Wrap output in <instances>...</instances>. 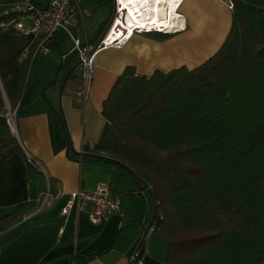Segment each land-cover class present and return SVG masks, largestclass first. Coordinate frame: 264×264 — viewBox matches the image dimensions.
I'll return each instance as SVG.
<instances>
[{
	"label": "trees",
	"instance_id": "16d2710c",
	"mask_svg": "<svg viewBox=\"0 0 264 264\" xmlns=\"http://www.w3.org/2000/svg\"><path fill=\"white\" fill-rule=\"evenodd\" d=\"M233 4L227 38L200 65L150 76L128 66L103 103L99 141L81 154L126 170L145 206L143 193L151 190L154 231L169 243L164 264L264 263V35L243 0ZM7 7H0V22L18 20L19 14H4ZM35 56L34 43L19 60L13 110L29 86ZM75 56H67L59 70ZM6 112L0 91V163L15 153L27 160ZM63 125L69 155L79 157ZM27 163L29 177L40 172ZM18 218L12 213L0 219V232Z\"/></svg>",
	"mask_w": 264,
	"mask_h": 264
},
{
	"label": "crops",
	"instance_id": "0c3cea01",
	"mask_svg": "<svg viewBox=\"0 0 264 264\" xmlns=\"http://www.w3.org/2000/svg\"><path fill=\"white\" fill-rule=\"evenodd\" d=\"M16 1L23 0H0V7ZM40 1L46 6L49 0ZM106 1L101 0L98 7H105ZM171 2L174 12L177 14L179 7L178 12L184 15L186 29L167 38L156 33L135 34L122 47L102 49L96 56L95 75L85 103H80L75 94L79 83L78 69L76 77L68 80L61 90L70 67L79 63L77 55L62 75L59 67L63 58L35 56L29 86L14 110L16 116L10 128L24 152L39 160L45 172L29 177V166L22 153H15L0 163V219L12 213L19 215L17 221L0 232V264H129V255L133 251L130 249L139 233L145 231L152 215L145 216L127 250L113 246L111 240L117 225L121 231L126 224L139 221L140 195L134 194L136 187L126 170L107 161L83 160L81 154L86 153V147L93 148L99 141L106 123L103 103L128 66H134L138 75L146 76L157 70L168 72L181 66L194 68L216 53L227 38L233 23V8L227 1ZM80 3V0H72L77 23L80 22V10L86 19ZM98 16L91 30L96 31L104 23V18L97 19ZM21 21L26 26L32 24L28 18ZM77 33L75 36L82 43L94 44L92 35L83 28L78 26ZM56 40L55 49L60 57L74 53L73 48L65 47L67 37L64 34H59ZM33 44L34 36L15 26L0 31V91L7 110L12 108L11 100L18 85L19 60ZM57 73L59 80L55 83ZM63 122L79 157L69 155ZM101 182L109 183L114 196L122 198L123 219L113 215L95 225L90 222L87 211L77 207L68 216L61 214L70 192L93 191ZM49 188L53 191L63 189L65 194L49 207L41 208L40 201ZM125 194L128 197L125 198ZM130 197L139 201L129 200ZM150 232L148 247L142 250L146 264H163L166 244L154 234V228Z\"/></svg>",
	"mask_w": 264,
	"mask_h": 264
},
{
	"label": "built area",
	"instance_id": "2783aa9c",
	"mask_svg": "<svg viewBox=\"0 0 264 264\" xmlns=\"http://www.w3.org/2000/svg\"><path fill=\"white\" fill-rule=\"evenodd\" d=\"M180 4V3H179ZM72 0H49L46 6H37L29 0L16 1L8 5L4 14L8 15L16 13L20 15L18 20L10 22H0V28L15 26L17 29L27 34L34 36L36 44V55L49 54L56 48L57 36L64 34L73 42V52L76 53L79 59V83L75 94L79 97L80 103H85L88 99L96 68V56L104 48L107 47H122L133 35L143 33H164L175 34L186 29V21L183 14L178 13V21L171 26L163 25L162 23H134L126 24V16L122 8L121 0H114V13L109 22L108 29L94 44H84L81 39L74 34L77 28V22L74 19L75 9L72 7ZM233 2H229V7L233 8ZM80 9V5H79ZM178 11V9H177ZM80 22L85 24L84 13L78 11ZM30 19L32 24L26 26L21 19ZM118 22H121L118 24ZM67 56H63V60ZM16 112L9 107L6 112L7 122L9 126H13ZM27 161L39 171L45 172L43 164L34 156L27 153ZM65 194L63 189L51 188L44 193L40 204L41 208L49 207L53 201L62 197ZM66 204L61 209L63 216H68L71 211L77 207L78 209L86 210L91 223L95 225L102 224L110 216L117 215L121 219L125 214L122 206V198L114 196L111 185L106 182L98 184L95 190H76L70 192ZM141 242V241H140ZM140 243L133 249L129 255V264H146L143 257V251L140 249Z\"/></svg>",
	"mask_w": 264,
	"mask_h": 264
},
{
	"label": "rangeland",
	"instance_id": "374dc122",
	"mask_svg": "<svg viewBox=\"0 0 264 264\" xmlns=\"http://www.w3.org/2000/svg\"><path fill=\"white\" fill-rule=\"evenodd\" d=\"M100 1L101 0H80V2H81L80 4L82 5L83 11L86 14V19H85V24L80 23V22L77 23L79 27L83 28L85 31L89 32L92 35V38H93V40H95V42L101 37L100 35H102V28L111 19L112 11L114 8L113 5L100 8V7H98V3ZM225 1H227L228 4L230 1L233 2V0H225ZM243 2H244V6H245V11L249 15V17L251 18V21L258 28V30L264 35V13L263 14L260 13V10L264 9V0H243ZM91 5L93 6L92 8H91ZM74 7H75V5H74ZM98 14H99V16H98ZM97 16H98L97 19H101V17H103L104 23H101L100 26L96 29V31H94V30H91V27L93 26V21H94V19H96ZM75 22H76V19H75ZM78 26H77V28H78ZM77 28L75 29V32H74L75 35L78 34ZM65 47H67L68 49L73 48V42L68 37H67V40L65 42ZM53 55H56L57 57H59L61 59V57H60V55L56 49L52 50L48 55L47 54L46 55L40 54V55H37L36 57H38V56L39 57L53 56ZM61 63H62V61H60V65H61ZM65 69H66V67L61 69L60 75H62L66 71ZM32 71H33V67L30 71V75H31ZM56 78H57V80H59L58 77L55 76V80H56ZM149 193H148V190L145 191V193H143V195L146 197V206H145V202H144L145 201L144 197L140 196V199L142 202L140 219L141 218L145 219V217H143V215H145L146 218L151 217V215L153 213V200H152L151 195ZM124 197L125 198L128 197V194H125ZM133 199H136V200H134V201H136V203H137V201H139L135 197H130L129 200H133ZM135 223L136 222H130V223L126 224L124 226V229L121 231H119V225H117L115 228L112 240H111V244L113 246H116V248H118V249L127 250L129 245H130L132 238L135 235V232L137 231V229L138 230L140 229V225L142 224V223H140V224H135ZM144 232L139 233V236L137 237V239H136L135 243L133 244V246L131 247L130 251L132 249H134V247L138 246V244L140 243V241L142 240V238L144 236ZM150 233H152V232H149L148 235L145 237V240H144L145 243L144 244H146L148 242L147 238L150 237ZM154 234H157L158 236H160L159 238L162 239L166 244L165 249H164L165 250V253H164L165 257H164L163 261H161L164 264L166 257L168 255L169 243H168V240L165 237H163L161 234H159L157 232H155ZM144 247L146 249V247H148V244H146ZM143 257H144V253H143ZM144 259H145V257H144Z\"/></svg>",
	"mask_w": 264,
	"mask_h": 264
},
{
	"label": "bare ground",
	"instance_id": "6f19581e",
	"mask_svg": "<svg viewBox=\"0 0 264 264\" xmlns=\"http://www.w3.org/2000/svg\"><path fill=\"white\" fill-rule=\"evenodd\" d=\"M121 3L125 11L126 24H143L151 21L171 26L178 21V13L171 8V0H121Z\"/></svg>",
	"mask_w": 264,
	"mask_h": 264
},
{
	"label": "water",
	"instance_id": "95a60500",
	"mask_svg": "<svg viewBox=\"0 0 264 264\" xmlns=\"http://www.w3.org/2000/svg\"><path fill=\"white\" fill-rule=\"evenodd\" d=\"M104 5L105 6H110V5H113L114 6V0H107L105 3H104ZM113 13H114V8H113V11H112V16H113ZM112 18V17H111ZM111 20V19H110ZM110 20L103 26V28H102V33L104 34L105 33V31L108 29V26H109V22H110ZM101 36V35H100ZM78 66H79V63L77 64V65H74V67L73 68H71L69 71H68V73H67V75H65V77H64V79H63V81H62V84H61V90L63 91V88H64V86H65V84H66V82L68 81V78H69V76L74 72V71H76L77 69H78ZM56 77H58V73H57V75H56ZM56 81H57V78H56V80H55V83H56ZM74 150V149H73ZM74 153L75 154H79V153H77L75 150H74ZM149 192H150V195H151V198H152V200H153V213H152V217H151V219L149 220V222H148V226L146 227V230H145V232H144V236H143V238H142V240H141V242H140V246L142 245V243L144 242V240H145V237L148 235V233L151 231V229L154 227V220H155V213H156V207H155V201H154V198H153V196H152V194H151V190H149ZM143 217H145V215H143ZM144 222V218H141L138 222H136L135 224H140V223H143ZM139 246V247H140Z\"/></svg>",
	"mask_w": 264,
	"mask_h": 264
}]
</instances>
